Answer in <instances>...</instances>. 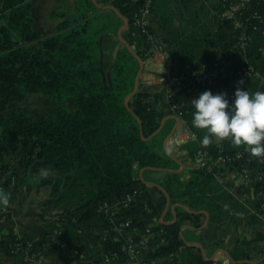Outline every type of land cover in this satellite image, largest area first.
<instances>
[{
  "label": "trees",
  "instance_id": "1",
  "mask_svg": "<svg viewBox=\"0 0 264 264\" xmlns=\"http://www.w3.org/2000/svg\"><path fill=\"white\" fill-rule=\"evenodd\" d=\"M141 3L139 0L136 7L139 8ZM1 4L0 163L5 162L11 152L32 149L27 176L37 178L40 185L49 190L50 203L61 209L62 218L68 223L76 221L84 228H94L93 224L101 216L100 206L139 190L129 208L120 209L118 214L132 217L131 230L143 233L152 226L151 231L156 235L163 233L165 243L151 248L148 259L166 262L180 254L174 259L176 264H210L193 248L186 247L180 234L183 225L201 227L203 215L178 210L177 219L172 224L155 225L151 222L161 217L165 198L157 206L148 202L143 196L145 185L138 172L142 169H174L176 164L163 149L170 125H162L164 116L156 108V96L138 90L128 100V107L141 123L142 135L137 120L125 106V99L135 87L139 61L117 40L116 45L120 46L117 55L107 67L102 59L100 68V41L103 51L104 39L107 36L118 39V30L124 24L118 14L128 21L125 41L140 59L147 58L152 34L147 28L141 34L137 31L130 15L134 8L131 1L105 0V5L113 7L116 14L112 10H98L91 0H75V11L70 17L64 9L50 15L52 19H59L56 34L52 36H43L34 29L31 0H1ZM238 5L240 8L232 18H223V25L214 34L205 35L203 43L195 42L190 36L181 46L189 57L201 54L195 52L200 48L221 47L229 51L225 57L226 72L217 76L215 86H221L231 98L241 80L239 72H246L249 67L254 75L264 72V0H221L218 14L222 16ZM236 23L240 26L235 27ZM198 66L195 65L193 71ZM183 72L176 69L174 75ZM243 86L254 92L257 86L255 76L246 78ZM205 90L213 92L214 88L204 85L195 92V97ZM191 91L184 87L170 90V97L178 106L176 113H180L179 118L196 134V142L185 148L191 153H196L199 148L206 149L210 158L238 152L245 154V146H237L229 138L207 146L201 144L207 132L192 126L194 108L191 99L194 97ZM34 95L52 102V106L39 117L20 108L23 101ZM67 99H73V108L63 105ZM243 163L258 165L257 160L248 162L243 159L235 162L231 169H239ZM41 168L48 170L47 177L39 175ZM218 170L222 169L219 167ZM149 172L145 171V174ZM215 172L205 168L193 172L188 188L182 186L180 175L174 173L162 174L158 183L172 202L177 198L175 193H179L180 203L190 210L209 213L210 228L203 229L201 237L211 239V227H223L226 221L237 215H247L249 226L264 224L230 194L215 192L211 188L213 180L210 175ZM251 189L254 196L252 210L259 212L264 201V179L253 182L247 192ZM77 240V229L69 225L58 229L53 236L47 235L44 244L57 247L63 244L69 262L78 264L75 261L80 260ZM125 240L110 233L101 240L99 248L88 249L86 257L92 255L87 264H100L104 255L117 253L122 256ZM263 241L262 234L255 238V242ZM26 246L22 241L20 247ZM2 249L3 242H0V251ZM237 250L233 254L234 264L250 260L244 249Z\"/></svg>",
  "mask_w": 264,
  "mask_h": 264
},
{
  "label": "crops",
  "instance_id": "2",
  "mask_svg": "<svg viewBox=\"0 0 264 264\" xmlns=\"http://www.w3.org/2000/svg\"><path fill=\"white\" fill-rule=\"evenodd\" d=\"M91 1L100 11L109 10L106 7H111L105 5V0ZM220 2L221 0H154L150 12L144 17L146 28L152 35L148 41L147 58L143 60L138 90L153 94L157 98L156 108L164 116L162 125H170V132L163 142V149L174 161L176 168L142 169L138 172V177L145 185L143 196L148 202L157 206L165 198L164 210L158 223H174L178 210L204 216L201 227L183 225L180 228L181 238L186 247L193 248L210 264H234L233 254L238 252V248L244 249L249 254L250 260L237 263L245 264V262L264 260V241L255 242L258 235L264 236V224L252 227L248 225L247 215H237L226 221L223 227H211L212 231H209L211 239L201 237V231L210 228L209 213L190 210L180 203L182 198L179 193H175L177 198L172 202L167 191L158 183L162 174L174 173L180 175L182 186L188 188L192 183L193 172L202 169L196 153H191L185 148L186 145L196 142V134L189 130L183 120L172 113L167 78L174 75L176 69L185 71L181 74L190 73L195 65H199L196 71L211 70L218 75L226 72L225 57L229 53L228 50L224 51L221 47L200 48L195 52L203 54L189 57L181 49L182 44L186 43V39H190V36L195 42L203 43L205 35L214 34L223 25V18L217 11ZM1 6L0 0V9ZM60 9H64L70 17L75 11V0H31L34 29L43 36L55 35L59 19H52L50 15ZM126 30L121 31L124 40ZM229 36L228 34V38ZM109 37L111 36L106 38ZM141 44L143 47L145 40ZM209 54L211 55L208 57ZM256 83L254 92L260 91L264 84V72L257 77ZM191 92L195 98L196 91ZM173 117H177L179 123H176ZM214 142L219 143L220 140L213 137L211 143ZM32 156V149L24 152L19 150L11 152L5 162L0 163V187L10 194L9 204L4 207L6 213L0 220V242H3L0 264H67L70 260L63 250L50 243L44 244V241L47 235L53 236L58 229L69 225L75 227L78 234V254L82 261L75 260L76 263H89L92 253L86 257L88 249L99 248L102 239L118 230L101 216L93 224L94 228H84L76 221L68 223L62 218L61 209L53 207L50 203L49 190L42 187L37 178L27 176L28 162ZM203 160L206 158L203 157ZM221 169L218 170L217 167L216 172L210 175L213 180L211 188L215 192H227L250 214L264 222V205L260 209L263 218L253 213L255 211L251 207V203L254 202L252 189L247 192V188L250 189L251 186L239 184L234 171L228 168ZM145 171L150 172L145 174ZM4 183L7 185L3 187ZM172 189L175 190L176 186L173 185ZM22 241L27 244L23 249L20 247ZM179 256L180 254L170 257L166 262L176 264L174 259ZM129 263L118 262V264Z\"/></svg>",
  "mask_w": 264,
  "mask_h": 264
},
{
  "label": "built area",
  "instance_id": "3",
  "mask_svg": "<svg viewBox=\"0 0 264 264\" xmlns=\"http://www.w3.org/2000/svg\"><path fill=\"white\" fill-rule=\"evenodd\" d=\"M131 4L133 5V10L131 11L130 15L133 18V24L136 27L139 34L144 33L146 29V22L144 20L145 15H147L152 6L154 0H142V3L139 5V8L136 7L137 2L139 0H130ZM141 6V7H140ZM240 6H233L230 10L222 15V18L231 19L233 13L236 12ZM239 23H236L235 27H239ZM150 40V38H149ZM240 78L244 81L248 77L255 76L256 80L259 75H254L253 69L249 67L246 72H239ZM218 74L215 71L211 70H201V71H192L190 73L179 74V75H172L167 78V84L169 85V90L172 88H189L192 91H197L200 87L204 85L213 86V94L224 92V89L221 86L216 87L215 81ZM260 91H264V84L261 86ZM225 93V92H224ZM226 97L231 101V97L226 94ZM169 101H170V109L172 113L179 118L180 113H176L178 106L170 97L169 93ZM191 133V132H190ZM193 136V133H191ZM245 154L242 152H238L235 155H219L216 158H210L208 150L199 148L196 151V155L199 157L201 164V168H205L208 171H212L216 168H228L235 172L237 181L239 184L244 185L246 187H250L253 182L261 181L264 179V168H262V164L264 165V158H259L251 155L248 149L245 147ZM202 157V158H201ZM203 157L206 160H203ZM247 160L251 162L253 160H257V166H250L249 163H243L240 165L239 169H231L233 164L240 160ZM1 189V187H0ZM139 190H133L130 193H125L123 198L119 200H113L109 204H104L99 207L101 211V217L105 219V221L109 222V225L115 227V232L112 234L116 236H121L125 238V245L121 249V255L114 253L112 255H104L103 259L100 264H118L119 261L130 262L129 264H168L164 261H157V260H150L147 257V253L149 250L156 245L164 244L165 240L163 238V233L159 232L157 235L151 231L152 226L146 228L143 233L140 230H131L132 229V217L129 215H119L118 211L120 209H127L129 208L131 202L138 196ZM263 204L261 209L263 208ZM6 210L4 207L0 208V220L4 217ZM257 217L263 218V214L261 211L253 212ZM152 224H157V219L151 220ZM117 232L119 234H117ZM156 236V238H155ZM137 238V240H134ZM61 249L63 250V244L60 245ZM63 252L67 254L64 250ZM67 264H75L74 262H68ZM245 264H264L263 261L261 262H248Z\"/></svg>",
  "mask_w": 264,
  "mask_h": 264
},
{
  "label": "clouds",
  "instance_id": "4",
  "mask_svg": "<svg viewBox=\"0 0 264 264\" xmlns=\"http://www.w3.org/2000/svg\"><path fill=\"white\" fill-rule=\"evenodd\" d=\"M243 79L237 82L231 101L226 93L213 94L205 90L191 99L192 126L206 130L201 139L204 146L218 140L231 139L232 143L245 146L251 155L264 158V91L249 92ZM39 175L49 172L41 168ZM10 194L0 189V208L9 204Z\"/></svg>",
  "mask_w": 264,
  "mask_h": 264
},
{
  "label": "rangeland",
  "instance_id": "5",
  "mask_svg": "<svg viewBox=\"0 0 264 264\" xmlns=\"http://www.w3.org/2000/svg\"><path fill=\"white\" fill-rule=\"evenodd\" d=\"M117 40L119 39L111 36L109 38L104 39L103 41V53H104L103 59H104L105 67H107L110 64V62L113 60V58H115V56L118 53L120 46L116 45L118 43ZM113 45H116L114 49H112ZM63 105H65L68 108H73L75 106L73 99H67L66 101L63 102ZM50 106H52L51 101H49L48 99L42 96H35V95L28 97L25 101H23L20 104V108L23 111L35 117H39L44 112V110Z\"/></svg>",
  "mask_w": 264,
  "mask_h": 264
},
{
  "label": "water",
  "instance_id": "6",
  "mask_svg": "<svg viewBox=\"0 0 264 264\" xmlns=\"http://www.w3.org/2000/svg\"><path fill=\"white\" fill-rule=\"evenodd\" d=\"M106 9L112 10L113 12H115L116 14H118L117 11L113 7H106ZM118 16L122 19V21L124 22V24L118 30L117 37L120 40V42L127 48V50L135 58H137V60L139 61V69H138V72H137V75H136V78H135V87H134V90L132 91V93L129 94L127 96V98L125 99V106H126L128 112L137 120V122H138V124L140 126V134L142 135L141 123H140L139 119L137 118V116L134 114V112L128 107V100L130 99V97H132L133 95H135V93L138 91V87H139V76H140V74L142 72V69H143V60L140 59L137 56V54L132 50V48H130V46L127 44V42L122 38L121 31L127 29V27H128V21H127V19H125L124 17L120 16L119 14H118ZM101 44H102V40L100 41V68L102 69L103 51H102V45ZM107 77H109V75H107ZM103 80L105 81V77L104 76H103ZM110 88H111V86L108 89H110ZM173 118L175 119L176 123H179V119L177 117H173ZM245 263H248V262H245Z\"/></svg>",
  "mask_w": 264,
  "mask_h": 264
}]
</instances>
